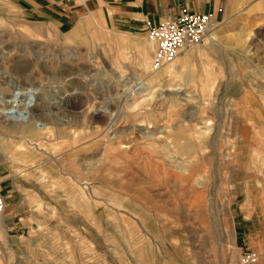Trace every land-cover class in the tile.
<instances>
[{"label":"rangeland","instance_id":"rangeland-1","mask_svg":"<svg viewBox=\"0 0 264 264\" xmlns=\"http://www.w3.org/2000/svg\"><path fill=\"white\" fill-rule=\"evenodd\" d=\"M215 33L152 70L106 13L60 30L0 0V94L37 88L47 122L0 137V264H264V0Z\"/></svg>","mask_w":264,"mask_h":264},{"label":"crops","instance_id":"crops-1","mask_svg":"<svg viewBox=\"0 0 264 264\" xmlns=\"http://www.w3.org/2000/svg\"><path fill=\"white\" fill-rule=\"evenodd\" d=\"M22 7L41 21L51 22L60 30L71 28L86 14L106 13L115 24L124 30L137 34H144L147 21L157 23L164 18H176L183 10L189 12H209L217 20L218 27L231 15L237 0H18ZM92 17H94L92 15ZM107 28V27H106ZM216 30V31H217ZM198 50V49H197ZM190 51L183 58L187 59L198 52ZM189 51V50H187ZM186 51V52H187ZM184 52L183 54H185ZM182 55V54H181ZM179 57V56H178ZM5 122L0 125V137H5L9 128H18L27 134H32L34 125L22 127ZM2 189V187H1ZM3 191V189H2ZM3 193L6 195L7 190ZM6 198V197H5ZM7 204V202H6ZM8 205V204H7ZM14 211V210H12ZM15 212V211H14ZM10 217L16 214L10 212ZM20 213V211H16Z\"/></svg>","mask_w":264,"mask_h":264},{"label":"built area","instance_id":"built-area-1","mask_svg":"<svg viewBox=\"0 0 264 264\" xmlns=\"http://www.w3.org/2000/svg\"><path fill=\"white\" fill-rule=\"evenodd\" d=\"M217 20L209 12H189L183 10L176 18H164L157 23L147 21L144 35L154 43V52L151 59L152 70L174 61L178 55L204 39L215 40ZM6 198L0 187V220L8 227L5 220ZM258 260V253L245 248L239 255L242 264H254Z\"/></svg>","mask_w":264,"mask_h":264},{"label":"bare ground","instance_id":"bare-ground-1","mask_svg":"<svg viewBox=\"0 0 264 264\" xmlns=\"http://www.w3.org/2000/svg\"><path fill=\"white\" fill-rule=\"evenodd\" d=\"M9 83L12 86L11 96L5 97L0 94V122H6V124L11 122L13 125L17 124L21 126H46L47 122L36 119V116L33 113V108H31L36 102L37 88L22 87L19 83L11 79ZM147 88V84H138L131 88L129 94L133 96L135 93H142ZM2 223L4 224L5 229L6 225L3 220H0V229L3 231L4 226Z\"/></svg>","mask_w":264,"mask_h":264}]
</instances>
